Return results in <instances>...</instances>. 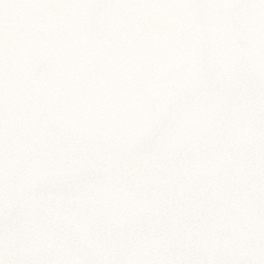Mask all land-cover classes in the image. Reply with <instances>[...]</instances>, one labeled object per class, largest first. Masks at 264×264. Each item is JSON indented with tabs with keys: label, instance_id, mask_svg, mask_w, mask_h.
<instances>
[{
	"label": "snow or ice",
	"instance_id": "6c2138e0",
	"mask_svg": "<svg viewBox=\"0 0 264 264\" xmlns=\"http://www.w3.org/2000/svg\"><path fill=\"white\" fill-rule=\"evenodd\" d=\"M0 264H264V0H0Z\"/></svg>",
	"mask_w": 264,
	"mask_h": 264
}]
</instances>
